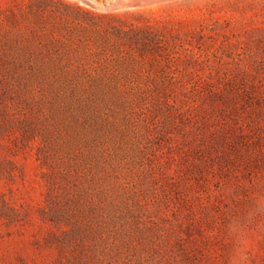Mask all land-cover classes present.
<instances>
[{"label": "rangeland", "instance_id": "374dc122", "mask_svg": "<svg viewBox=\"0 0 264 264\" xmlns=\"http://www.w3.org/2000/svg\"><path fill=\"white\" fill-rule=\"evenodd\" d=\"M155 4L0 0V264H264V0Z\"/></svg>", "mask_w": 264, "mask_h": 264}, {"label": "trees", "instance_id": "16d2710c", "mask_svg": "<svg viewBox=\"0 0 264 264\" xmlns=\"http://www.w3.org/2000/svg\"><path fill=\"white\" fill-rule=\"evenodd\" d=\"M68 7H74L77 11L81 10L83 15L90 20L93 19H105V18H113L114 15L111 13H96L94 11L88 9H82L79 6L68 4ZM93 24V25H92ZM90 26H94L92 28H96L98 23L96 21H92ZM113 30L119 34L122 32V28L112 27ZM138 35H134V37ZM140 39L143 36H139ZM68 234V233H67ZM77 235L76 230L71 231L70 236L75 237ZM69 255L67 257L66 264H133L132 261L124 255V251H69ZM127 258V259H126Z\"/></svg>", "mask_w": 264, "mask_h": 264}, {"label": "water", "instance_id": "95a60500", "mask_svg": "<svg viewBox=\"0 0 264 264\" xmlns=\"http://www.w3.org/2000/svg\"><path fill=\"white\" fill-rule=\"evenodd\" d=\"M81 1L98 9L121 10V9H131V8L141 7L144 5L158 3L165 0H110L103 6H97L94 3L87 0H81Z\"/></svg>", "mask_w": 264, "mask_h": 264}, {"label": "bare ground", "instance_id": "6f19581e", "mask_svg": "<svg viewBox=\"0 0 264 264\" xmlns=\"http://www.w3.org/2000/svg\"><path fill=\"white\" fill-rule=\"evenodd\" d=\"M154 5H156V4L153 3V4H149V5H144V6H141V7L131 8V9L147 8V7H151V6H154Z\"/></svg>", "mask_w": 264, "mask_h": 264}]
</instances>
